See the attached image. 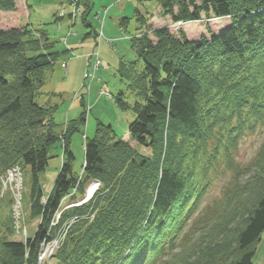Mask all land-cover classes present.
Listing matches in <instances>:
<instances>
[{
  "label": "trees",
  "instance_id": "1",
  "mask_svg": "<svg viewBox=\"0 0 264 264\" xmlns=\"http://www.w3.org/2000/svg\"><path fill=\"white\" fill-rule=\"evenodd\" d=\"M16 1L0 0V10L14 11ZM138 1L155 2L159 15L176 24L221 18L230 24L210 38L190 41L183 31L177 37L167 27L147 30L151 17L135 9L141 26L131 46L137 58L121 61L118 72L136 100L130 104L121 91L115 102L133 112L131 139L152 149L153 156L144 157L118 138L113 126L99 122L96 135L86 139L81 174L73 170L71 138L86 125L87 112L60 132L58 105L40 103L48 72L60 58L54 43L29 26L0 28V179L17 165L30 170L29 219L39 222L26 241L0 237V264H39L42 245L51 244L61 228L65 238L54 257L58 264H160L175 250L176 237L205 194L199 183L205 178L208 141L227 136V146L234 148L245 130L264 121V0ZM80 2L89 14L91 0ZM132 18H121L123 31ZM58 144L62 167L46 196L41 175ZM259 156L264 162V142ZM258 174L263 182L251 208L209 246L206 264H255L264 233V167ZM91 181L102 184L93 200L65 210L52 226L64 200L74 190L69 204L81 200Z\"/></svg>",
  "mask_w": 264,
  "mask_h": 264
},
{
  "label": "rangeland",
  "instance_id": "2",
  "mask_svg": "<svg viewBox=\"0 0 264 264\" xmlns=\"http://www.w3.org/2000/svg\"><path fill=\"white\" fill-rule=\"evenodd\" d=\"M91 2L92 9L89 14L84 13L85 5L80 0H17L14 11L0 10V28L9 30L29 26L34 31L45 32L54 43L53 52L60 54L54 70L48 72V81L42 91L49 93L50 96L44 94L40 98V103L58 105L55 118L60 132L66 129L67 122L76 120L84 111L87 112L86 125H82L71 138V151L75 155L72 166L77 174H81L83 170L86 139L96 135L99 122L113 126L119 135L118 138L138 149L144 157L151 159L153 156L152 149L139 147L131 139L128 126L135 119L133 112L119 109L115 102V97L121 91L126 93V101L130 104L136 100L133 94L127 92V84L122 81L118 70L121 61L133 62L137 58L131 46V38L137 35L141 26L134 17L137 7L144 16L151 17L147 30L152 32L154 29L167 27L177 37H180V31H183L190 41H200L203 36L210 38L212 34H219L230 24L226 18L176 24L170 18H162L159 15L161 10L155 2L145 4L138 0H91ZM62 12L65 14L64 17ZM122 17H133L126 32L120 27ZM88 23L91 26H88ZM91 31L92 36L88 37L87 34ZM37 37L40 38L38 34ZM52 93L59 95L51 96ZM83 100L86 108L83 106ZM227 140L226 136V140L223 141L217 139L208 141L206 153L202 155L205 162L203 169L205 178L203 183L198 182L200 188L205 187V194L200 200V206L194 208L187 218L188 224L176 237L175 250L163 255L160 264H185V261L206 264L210 257L209 246L221 241V235L225 233L226 228L231 225L235 228L255 201L257 186L263 182V175L258 174V168L261 170L264 167V162L259 160L264 142V121L253 129L245 130L234 148L227 146L229 141ZM62 155L61 144L51 149L52 158L46 171L41 175L46 196L52 191L62 167ZM19 167L18 177L11 180L10 176L8 178L4 176V180L7 178L8 187L4 188L1 185L0 200L4 201L0 209V237L8 236L11 241L22 242L34 236L39 222L29 219L30 170ZM13 186L16 200L15 196H12ZM70 196L64 200V208L58 220L65 210L82 201L69 204ZM18 197L21 198L20 205H17ZM9 227L10 234L7 232ZM54 227H57V224ZM62 229L57 230L54 244L42 249V251L46 249L47 252L46 260L41 261L44 264H58L54 257L65 238ZM254 261L255 264H264V233L257 245Z\"/></svg>",
  "mask_w": 264,
  "mask_h": 264
},
{
  "label": "built area",
  "instance_id": "3",
  "mask_svg": "<svg viewBox=\"0 0 264 264\" xmlns=\"http://www.w3.org/2000/svg\"><path fill=\"white\" fill-rule=\"evenodd\" d=\"M64 12H62V17H64ZM20 167L19 166H16L15 168H12V169H10L8 172H7V174H6V176H7V178H8V176H10V179L11 180H15L17 177H18V175H19V172H20ZM5 176V177H6ZM7 178H6V180H7ZM5 178H3L2 179V182H3V186H4V188H7L8 186H6V180H4ZM92 185H94V189L93 190H90V191H88V189H87V191H86V194H85V199H83L82 201H80V202H78L77 204H74L73 206H80V205H83L84 203H86V202H88V201H90L93 197H94V195L96 194V192L100 189V187H101V184H100V182H95V183H93ZM91 185V186H92ZM14 186H13V195L12 196H15V200H16V192L14 191ZM74 192H75V190H74ZM73 195V194H72ZM71 195V196H72ZM18 201H17V205H20V203H21V198L20 197H18V199H17ZM60 214H61V212L60 213H58L57 214V216H56V219H55V222H53L52 224L55 226L56 224H58L59 223V220H58V218L60 217ZM53 244H54V241L52 242ZM51 243V244H52ZM48 245H50V244H48ZM48 245H42V247H41V251H40V254H39V263L41 264V263H43V262H41V261H43V259H45L46 260V254H47V252L45 251L46 249H44L43 251H42V249L45 247V246H48ZM46 257V258H45Z\"/></svg>",
  "mask_w": 264,
  "mask_h": 264
},
{
  "label": "bare ground",
  "instance_id": "4",
  "mask_svg": "<svg viewBox=\"0 0 264 264\" xmlns=\"http://www.w3.org/2000/svg\"><path fill=\"white\" fill-rule=\"evenodd\" d=\"M95 182H98V181H92L91 183L88 184V185H90L88 191L93 190V189L95 188L94 185H92V184L95 183ZM91 185H92V186H91ZM86 188H87V187H86ZM99 190H100V189H99ZM99 190H98V191H99ZM98 191H97V192H98ZM97 192H96V193H97ZM83 199H85V195H84V197L82 198V200H83ZM85 204H87V203H84V205H85Z\"/></svg>",
  "mask_w": 264,
  "mask_h": 264
}]
</instances>
